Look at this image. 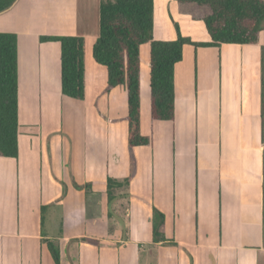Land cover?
<instances>
[{"label": "crops", "instance_id": "obj_1", "mask_svg": "<svg viewBox=\"0 0 264 264\" xmlns=\"http://www.w3.org/2000/svg\"><path fill=\"white\" fill-rule=\"evenodd\" d=\"M154 3L157 39L176 40L174 23L209 41L177 0ZM0 17V32L17 35L20 124L18 157L0 156V264H56L47 241L60 264H264V31L257 45H184L174 120L131 149L127 92L106 93L107 69L93 58L100 0H16ZM41 36L85 38L84 100H66L61 46ZM65 103H78L85 129L69 156L54 136ZM141 133L151 134L142 58ZM109 178H130L110 204ZM153 206L164 242L153 241Z\"/></svg>", "mask_w": 264, "mask_h": 264}, {"label": "trees", "instance_id": "obj_2", "mask_svg": "<svg viewBox=\"0 0 264 264\" xmlns=\"http://www.w3.org/2000/svg\"><path fill=\"white\" fill-rule=\"evenodd\" d=\"M16 0H0V13ZM182 14L205 25L209 41L195 42L183 36L178 25L177 39L159 40L155 36L154 0H100V35L93 46L96 63L107 69L109 92L124 87L127 92L129 135L132 149L152 145L159 138L161 121L175 118V65L183 58L186 44L216 47L224 44L257 45L264 31V0H177ZM42 42L61 46L62 93L75 100L85 99V51L82 36H41ZM149 45L151 134L141 133V48ZM264 60V59H263ZM19 85L17 35L0 32V156L19 155ZM108 179L110 204L115 190L128 185ZM153 241L164 242V214L153 206ZM56 264L59 250L47 241Z\"/></svg>", "mask_w": 264, "mask_h": 264}, {"label": "rangeland", "instance_id": "obj_3", "mask_svg": "<svg viewBox=\"0 0 264 264\" xmlns=\"http://www.w3.org/2000/svg\"><path fill=\"white\" fill-rule=\"evenodd\" d=\"M2 19L0 17V29L7 30L5 26L1 24ZM178 25V24H177ZM171 26L175 31H177L176 24L171 23ZM166 28V26H165ZM187 27L184 26V30H186ZM197 33H201L200 28H197ZM143 49L141 50L142 52V61H146V64L149 66V45H143ZM66 100L69 102H73L71 99L67 98L65 96ZM80 107L78 103H72V105L66 104L65 103V109H64V115H63V121H62V127L61 130L58 131L57 133L54 134V136H59L63 139V144L64 147H68V156L70 155V149L71 145L74 144L75 146L78 145L79 143H82L85 141V129L83 128L84 121L81 119L79 115ZM78 113V114H77ZM146 250L149 248V246L145 247ZM147 255L146 253L143 254V260H148L146 258ZM148 264V263H147Z\"/></svg>", "mask_w": 264, "mask_h": 264}]
</instances>
